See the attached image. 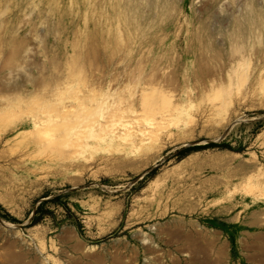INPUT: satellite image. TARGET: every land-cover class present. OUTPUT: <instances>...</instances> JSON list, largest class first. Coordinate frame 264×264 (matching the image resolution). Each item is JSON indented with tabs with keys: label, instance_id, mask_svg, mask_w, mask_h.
Returning a JSON list of instances; mask_svg holds the SVG:
<instances>
[{
	"label": "rangeland",
	"instance_id": "obj_1",
	"mask_svg": "<svg viewBox=\"0 0 264 264\" xmlns=\"http://www.w3.org/2000/svg\"><path fill=\"white\" fill-rule=\"evenodd\" d=\"M260 255L264 0H0V264Z\"/></svg>",
	"mask_w": 264,
	"mask_h": 264
},
{
	"label": "trees",
	"instance_id": "obj_2",
	"mask_svg": "<svg viewBox=\"0 0 264 264\" xmlns=\"http://www.w3.org/2000/svg\"><path fill=\"white\" fill-rule=\"evenodd\" d=\"M229 148V144L226 142H210L208 144H204V145H200V144H190L188 146H184L181 148L180 153H181V158L189 155L190 153L194 152V151H198L200 149H204V148ZM38 212V208L35 211V214L32 218V223H37L39 220V217L36 215ZM8 218L12 219V220H17V218L12 217L8 212L5 214Z\"/></svg>",
	"mask_w": 264,
	"mask_h": 264
},
{
	"label": "bare ground",
	"instance_id": "obj_3",
	"mask_svg": "<svg viewBox=\"0 0 264 264\" xmlns=\"http://www.w3.org/2000/svg\"><path fill=\"white\" fill-rule=\"evenodd\" d=\"M139 95H140V94H139ZM67 110H68V109H67ZM67 110H66V111H67ZM78 118H79V117H78ZM49 122H52V121H51V120H50V121H47V123H49ZM50 124H51V123H50ZM50 124H49V125L47 124V125L52 127V124H51V125H50ZM53 124H55V123H53ZM57 124H58V123H57ZM60 124H62V123H60ZM60 124H58V125L55 124V125H56V126H59ZM66 125H67V127L70 126L69 123L66 124ZM66 125H65V126H66ZM48 126H47V127H48ZM56 126H55V127H56ZM62 126H64V125H62ZM83 126H84V125H83ZM128 126H129V125H128ZM128 126H127V129L129 128ZM47 127H46V128L44 127V128L47 129ZM53 127H54V125H53ZM125 127H126V126H125ZM131 127H132V126H131ZM48 128H50V127H48ZM65 128H66V127H65ZM129 129H130V128H129ZM130 130H131V129H130ZM140 130H142V129H140ZM47 131H48V129H47ZM113 131H114V130H113ZM131 131H132V130H131ZM144 131L146 132V129H145ZM154 131H155V130H154ZM133 132H134V131H133ZM141 132H142V131H141ZM145 132H144V134H145ZM128 133H129V132H128ZM113 134H114V133H113ZM125 134H126V133H125ZM66 135H67V134H66ZM116 135H117V134H116ZM123 135H124V134H123ZM118 136H120V135H118ZM64 137H65V136H64ZM112 137H113V136H112ZM142 140H143V139H142ZM75 141H76V140H75ZM59 144H61V143H59ZM72 146H73V145H72ZM139 147H140V146H139Z\"/></svg>",
	"mask_w": 264,
	"mask_h": 264
},
{
	"label": "crops",
	"instance_id": "obj_4",
	"mask_svg": "<svg viewBox=\"0 0 264 264\" xmlns=\"http://www.w3.org/2000/svg\"><path fill=\"white\" fill-rule=\"evenodd\" d=\"M255 264H262L261 263V255L259 256V259H258V262H254ZM254 263H252V264H254Z\"/></svg>",
	"mask_w": 264,
	"mask_h": 264
}]
</instances>
